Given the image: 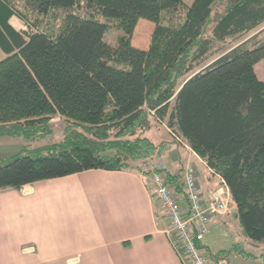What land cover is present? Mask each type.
Wrapping results in <instances>:
<instances>
[{
	"label": "trees",
	"instance_id": "16d2710c",
	"mask_svg": "<svg viewBox=\"0 0 264 264\" xmlns=\"http://www.w3.org/2000/svg\"><path fill=\"white\" fill-rule=\"evenodd\" d=\"M141 19L155 23L147 49L133 44ZM263 25L264 0H0V138L25 143L0 158V189L94 168L143 172L130 161L161 159L174 145L144 135L154 110L224 179L242 233L264 244V40L199 69L215 41ZM110 29L122 32L116 45ZM56 115L67 122L62 139L33 146L52 135ZM183 171L165 168L180 194ZM203 247L216 263L251 255Z\"/></svg>",
	"mask_w": 264,
	"mask_h": 264
},
{
	"label": "crops",
	"instance_id": "0c3cea01",
	"mask_svg": "<svg viewBox=\"0 0 264 264\" xmlns=\"http://www.w3.org/2000/svg\"><path fill=\"white\" fill-rule=\"evenodd\" d=\"M10 23L27 29L15 15ZM7 56L0 46V61ZM161 160L174 173L201 162L207 170L200 175L196 169L203 195L217 180L183 147ZM170 228L147 175L132 169L94 168L0 189V264H189Z\"/></svg>",
	"mask_w": 264,
	"mask_h": 264
},
{
	"label": "rangeland",
	"instance_id": "374dc122",
	"mask_svg": "<svg viewBox=\"0 0 264 264\" xmlns=\"http://www.w3.org/2000/svg\"><path fill=\"white\" fill-rule=\"evenodd\" d=\"M190 4L193 0H187ZM216 10H221V7H216ZM21 24V23H20ZM19 25V24H17ZM211 26V25H210ZM210 26L209 30L210 31ZM155 23L146 19H141L136 27V30L133 35V44L142 49H147L150 46L152 32L154 30ZM209 33V32H208ZM122 34L121 31L116 29H110L106 34V40L116 45L118 41V37ZM264 40V25L259 30L249 33L243 36L231 37L226 42L215 41L213 45V49L207 59V61L199 67L208 65L219 56L226 53L233 46L240 44L242 42L247 41V46L252 47L256 43ZM258 76L264 80V59H262L256 66ZM151 120V128L145 132L144 135L148 136L153 142L159 144L161 141L173 143L174 148L176 145L181 149L182 147L178 145L177 141L174 139L171 134L168 126L167 119H160L155 115L150 116ZM51 126L53 128V133L46 140L42 142H34L33 146H39L48 143L58 142L62 139L64 130L66 129L67 122L64 117L54 116L51 119ZM24 140L22 138H13L7 137L0 139V158H8L15 154H18L24 146ZM176 144V145H175ZM188 153H192L190 149L183 147ZM160 160L158 158L155 159H147L140 161H130L134 166H138L142 171L145 170V164L149 161ZM165 165V162L162 161ZM195 167L199 170V174H207V170L204 168L201 162H195ZM184 168V167H183ZM181 168L180 172L183 171ZM207 244L212 249V251L217 252L222 249H230L233 246L243 248L245 251L250 253L251 255H245L239 253L237 251H233L230 253L228 258H221L220 262L214 260L216 264H264V244L256 243L248 239L241 231L239 227L238 221L235 219L233 215H223L216 218H213L211 224V231L207 236ZM263 256V257H262Z\"/></svg>",
	"mask_w": 264,
	"mask_h": 264
},
{
	"label": "built area",
	"instance_id": "2783aa9c",
	"mask_svg": "<svg viewBox=\"0 0 264 264\" xmlns=\"http://www.w3.org/2000/svg\"><path fill=\"white\" fill-rule=\"evenodd\" d=\"M151 114L155 115V111L151 110ZM169 130L179 145L192 151L182 135L171 128ZM165 168L160 160L149 161L143 173L147 175L148 183L154 188L156 197L170 218L171 228L167 232L175 248L189 264H216L203 245L211 231L212 219L233 215L236 210L228 186L220 175H216V182L203 195L199 189L197 172L188 164L182 174L184 194H180L169 183ZM182 201H185L186 208ZM173 234L176 237H172Z\"/></svg>",
	"mask_w": 264,
	"mask_h": 264
},
{
	"label": "bare ground",
	"instance_id": "6f19581e",
	"mask_svg": "<svg viewBox=\"0 0 264 264\" xmlns=\"http://www.w3.org/2000/svg\"><path fill=\"white\" fill-rule=\"evenodd\" d=\"M179 145V144H178ZM189 152V151H188Z\"/></svg>",
	"mask_w": 264,
	"mask_h": 264
}]
</instances>
